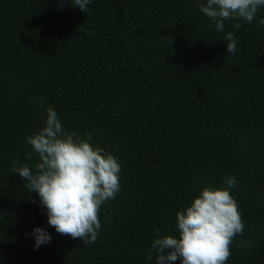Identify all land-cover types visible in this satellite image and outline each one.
<instances>
[{"label": "trees", "instance_id": "trees-1", "mask_svg": "<svg viewBox=\"0 0 264 264\" xmlns=\"http://www.w3.org/2000/svg\"><path fill=\"white\" fill-rule=\"evenodd\" d=\"M201 4L94 0L82 12L72 0H0V264H156L152 241L178 238L176 213L226 176L244 223L226 264H264V7L218 32ZM48 108L121 165L95 243L48 226L11 173L14 162L35 172L26 137ZM37 227L52 239L35 250L26 234Z\"/></svg>", "mask_w": 264, "mask_h": 264}, {"label": "clouds", "instance_id": "clouds-1", "mask_svg": "<svg viewBox=\"0 0 264 264\" xmlns=\"http://www.w3.org/2000/svg\"><path fill=\"white\" fill-rule=\"evenodd\" d=\"M94 0H72L73 7L82 12L89 10ZM264 0H206L199 10L208 17L219 31L225 20L253 21ZM264 26V19L259 21ZM241 24L234 23V29ZM227 52L235 55L237 43L232 32L225 36ZM45 127L26 137L39 157L35 172L28 166L14 162L11 173L27 181L25 188L36 193L46 209L47 224L60 235L95 243L101 228V206L114 199L120 192L121 165L103 148L93 147L92 134L82 139L75 131H65L55 109L48 108ZM26 159H32L28 154ZM226 187H205L184 210L176 213L178 238L173 235H157L146 256L156 264H226L231 255L230 246L237 235L242 234L244 223L237 201L231 189L237 187L234 176L223 180ZM159 229L156 232L159 233ZM34 249L51 242V235L44 228H34L30 234Z\"/></svg>", "mask_w": 264, "mask_h": 264}]
</instances>
